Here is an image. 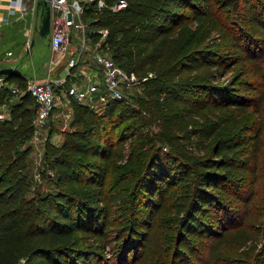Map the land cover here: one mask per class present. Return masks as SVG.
I'll list each match as a JSON object with an SVG mask.
<instances>
[{
    "label": "trees",
    "instance_id": "1",
    "mask_svg": "<svg viewBox=\"0 0 264 264\" xmlns=\"http://www.w3.org/2000/svg\"><path fill=\"white\" fill-rule=\"evenodd\" d=\"M125 1L85 9L90 38L106 29L100 47L153 76L102 110L72 101L70 129L45 143L52 189L29 195L18 148L32 135L33 98L0 87V104L16 98L0 118V264H204V242L216 251L231 234L261 148L262 126L248 117L258 87L241 78L264 47V0ZM228 9L235 29L219 18ZM233 65L241 73L219 83ZM253 264H264V241Z\"/></svg>",
    "mask_w": 264,
    "mask_h": 264
},
{
    "label": "rangeland",
    "instance_id": "2",
    "mask_svg": "<svg viewBox=\"0 0 264 264\" xmlns=\"http://www.w3.org/2000/svg\"><path fill=\"white\" fill-rule=\"evenodd\" d=\"M29 16V14H28ZM27 16V17H28ZM30 17V16H29ZM219 18L225 21L232 29L240 26L239 15L237 9L222 10ZM32 20L22 23L24 27V42L22 46L14 49L13 44H4V49L15 50V57L23 53L25 47H29L30 39L33 38L34 44L30 49V54L26 53L20 58L17 66L20 65L21 70L27 75H34L32 67L37 72L47 71L50 59V49L48 39L41 37L38 33L31 34L28 28ZM264 43L263 40L257 41ZM13 47V48H12ZM108 51V50H106ZM14 57V58H15ZM19 61V60H18ZM256 64L248 62L247 67H252V72H248L241 79L252 81L257 87L258 92L253 97L258 100V112H252L249 109L248 117L255 119L260 123L261 128V148L258 154L257 165L254 172L247 174L241 182L239 194L245 199L242 202H233L236 212H233L234 219L230 226L231 234L221 242V248L216 251L209 252L210 240L204 242L202 253L204 255V264H253L255 255L260 249L264 241V47L257 51L253 60ZM241 71L239 65H233L227 70L226 74L219 78L220 82H227L236 77ZM39 74V73H37ZM142 93L141 86L127 94L126 101H131L133 96ZM132 97H131V96ZM15 96L7 99V103L0 104V113L2 117H9L8 110L10 103L15 101ZM67 110L56 109L49 118L47 125L42 130L37 139L30 135L27 139L18 142V148L24 156L26 162V173L29 182V195L35 192H44L53 188V174L47 171L45 161V143L50 142L60 144L63 139L64 132L70 129L72 117L65 118ZM17 123L16 120L12 122ZM153 129H155L153 127ZM193 153L196 156H203L206 150L195 149Z\"/></svg>",
    "mask_w": 264,
    "mask_h": 264
},
{
    "label": "built area",
    "instance_id": "3",
    "mask_svg": "<svg viewBox=\"0 0 264 264\" xmlns=\"http://www.w3.org/2000/svg\"><path fill=\"white\" fill-rule=\"evenodd\" d=\"M49 2L50 44L59 56L50 60L46 77L42 80L26 77L24 84L18 85L0 76V87L9 88L16 96L28 94L33 98L36 111L31 136L34 139L39 137L56 109L67 110L64 113L65 118L72 117V101L86 103L93 109L102 110L108 101L125 99L128 93L139 88L143 81L153 76L152 71L138 76L134 71L117 64L111 54L100 47L107 34L106 29L98 30L101 33L99 41L93 42L90 38L91 29L88 20L83 17L85 9L92 6L95 12L103 8L118 11L126 6L125 0L110 4L106 0H49ZM27 4V0H9L8 15L4 16L2 21L9 22L12 15L24 17L27 13ZM75 33L78 47L63 60L67 44ZM86 53H89L90 60L95 64V70H92L93 67L82 68L83 55ZM58 65L63 66L64 73L56 76L53 71ZM2 116L0 113V118ZM48 172L53 174L52 171Z\"/></svg>",
    "mask_w": 264,
    "mask_h": 264
},
{
    "label": "crops",
    "instance_id": "4",
    "mask_svg": "<svg viewBox=\"0 0 264 264\" xmlns=\"http://www.w3.org/2000/svg\"><path fill=\"white\" fill-rule=\"evenodd\" d=\"M8 3L9 0H0V68L1 67H16L18 62H20V56L21 58L24 57V55L26 53L30 54V49L32 48V46H29L28 48L25 47L23 53H21L19 56H17V58L15 57V50H11L9 48L4 49V44H9L14 46V49H17L20 47V45L22 46V43L24 42V27H22V23L28 21V20H32L30 27L28 28V32H30L31 34H37L38 32L35 30V26L38 23V11H37V0H27V13L25 14L24 17L20 18L17 17L16 15H12L10 16V21L7 23H4L2 21L3 17L8 15ZM29 14V16H28ZM28 16V17H27ZM48 39V45H49V49H50V59H53L54 57L59 56V53H57L56 51H54L51 47L50 44V34L47 37ZM31 41H33L34 44V40L33 38L30 39L29 45L31 43ZM78 47V40L76 37V33L73 34L72 39L70 38L69 43L67 44L65 53L62 57L63 60L66 59V57H68L71 53H73L76 48ZM13 48V47H12ZM8 52H11V54L9 55ZM15 57V58H14ZM19 60V61H18ZM83 61L84 64L82 66V68L84 69H88L89 67H93L92 70L96 69L95 64L90 60L89 58V53H86L83 55ZM49 65H50V61H49ZM48 65V67H49ZM62 65H58L55 69H54V74H56V76L58 75H62L64 73V70L62 69ZM20 71H21V75L27 77V78H34V79H38V80H42L46 77L47 71H43V72H37L36 69H34L35 67H32L33 70V74L30 76H27L20 68V65H18V67ZM39 73V74H37ZM81 79H79V81H81ZM14 83V82H12ZM73 115V114H72Z\"/></svg>",
    "mask_w": 264,
    "mask_h": 264
},
{
    "label": "water",
    "instance_id": "5",
    "mask_svg": "<svg viewBox=\"0 0 264 264\" xmlns=\"http://www.w3.org/2000/svg\"><path fill=\"white\" fill-rule=\"evenodd\" d=\"M71 1V0H69ZM37 11H38V23L35 26V30L41 37L47 38L50 33V18H51V9L49 0H37ZM70 17V15L68 16ZM33 45L31 41L30 46ZM21 71L16 67H1L0 76L8 78L11 76L19 75Z\"/></svg>",
    "mask_w": 264,
    "mask_h": 264
}]
</instances>
